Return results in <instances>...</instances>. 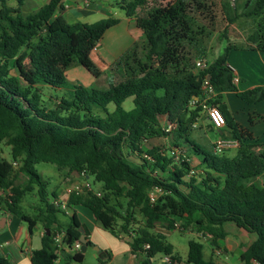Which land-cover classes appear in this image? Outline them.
Returning <instances> with one entry per match:
<instances>
[{
    "label": "trees",
    "instance_id": "16d2710c",
    "mask_svg": "<svg viewBox=\"0 0 264 264\" xmlns=\"http://www.w3.org/2000/svg\"><path fill=\"white\" fill-rule=\"evenodd\" d=\"M16 1V6H9L7 0H0V144L10 147V160L0 155V189L5 193L0 205L25 222L29 233L37 222L49 230L41 237V247L31 252V263L54 264L59 256L63 264L83 262V252L70 251L82 235L76 214H70L66 224L60 222L65 209L55 201L54 192L49 199L48 183L34 167L47 162L83 173L100 185L99 195L70 194L67 205H83L113 235L131 236L129 245L139 264L152 263L158 254L179 263L156 226L173 230L178 223L181 233L210 235L214 244L226 236L223 225L227 222L256 235L240 254L241 264H264V143H245L251 135L218 99L228 90L246 103H258L264 99V86L237 89L227 64L230 45L203 68H195V59L205 52L195 12L208 9L206 0H172L142 16L136 10L147 0L118 2L126 16L136 18L145 39L144 57L136 55L133 44L103 70L90 52L118 18L69 24L54 17L56 11L64 10L61 0H49L27 13L22 10L24 0ZM241 7L242 15L260 18L247 40L254 49L264 51V0H244ZM223 8L232 22L237 7L227 0ZM22 51L31 68L25 84L12 72ZM73 65L82 66L97 81L84 85L68 80L66 71ZM104 77L107 86L101 87ZM204 80L216 92L211 106L219 108L230 136L240 141L231 159L205 151L191 138L205 97ZM57 89L59 94L52 92ZM44 90L50 92L48 97ZM127 98L133 104L128 110L123 107ZM162 116L165 124H171L169 130L162 125ZM169 133L173 147L185 145L199 160V173L189 175L193 160L175 163L169 150L144 146L147 140ZM11 161H18L19 167L14 169ZM19 173L26 178L16 184ZM156 187L164 193L151 203L148 193ZM33 191L39 206L29 215L21 202ZM136 211L143 223L133 228ZM119 217L122 222L117 224ZM55 229L63 233V247L54 242ZM86 245L94 244L87 240ZM103 256L98 257L100 264L109 254ZM185 262L214 264L203 258L198 239L189 240ZM0 264L8 263L0 256Z\"/></svg>",
    "mask_w": 264,
    "mask_h": 264
},
{
    "label": "crops",
    "instance_id": "0c3cea01",
    "mask_svg": "<svg viewBox=\"0 0 264 264\" xmlns=\"http://www.w3.org/2000/svg\"><path fill=\"white\" fill-rule=\"evenodd\" d=\"M47 1L49 0H41V5ZM61 1L64 10L62 12L56 11L54 17H60L67 23L66 16L68 18H76L77 20L89 12H102L103 9L101 1L99 0H95L94 3L88 0L89 6L84 4L85 0ZM120 1L116 2V7L120 10L119 22L117 24L123 26V32L126 33L124 37L126 39L122 42V47L119 49L116 48L113 51L103 49L99 43L102 42L104 34L111 27L105 31L98 45L91 51L96 50L94 58H91L94 63L96 65L97 62L104 64L102 68L97 65L101 70L107 68L115 59L121 56L127 49L131 48L134 43L144 37L141 29L136 25L135 16H126L125 11L118 6L117 3ZM80 2L85 6L81 7L79 5ZM27 3L33 4V7L37 9L41 6H38L34 0H29ZM107 7H109V4H107ZM141 9L142 7L137 8V16H139ZM227 64L233 69V77L237 78V82H234V84L238 90L242 91L256 86H264V51L254 49L249 44L231 48L227 54ZM72 68V72H69V69L66 71V76L69 73L73 77L72 81L81 82V77L89 82L87 85H91L97 81L82 66L73 65ZM81 83L84 84L83 82ZM214 96H216V92H214ZM223 96H226V100H223ZM218 99L227 105L238 126L244 128L251 135L252 139H245V143H264V99L258 103L249 104L238 98L235 92L228 90L221 92ZM162 125L165 126L166 124L163 123ZM215 130L219 133L216 138L219 136L232 138L230 136V128L227 125L222 129ZM195 158H193L194 161ZM63 175H65L68 181L55 183V187L51 191V193L54 192L56 195L55 201L65 206L66 215H60V222L66 224L68 222V216L75 213L81 224L80 231L84 235L85 240H89L92 244L97 245L100 250H104L109 254L104 264H139L137 254L131 250L129 245L131 236L123 233L113 235L83 205H72L68 207L69 195L66 189L72 183L82 182V179L78 172L68 171L67 169L61 170V176L63 177ZM87 179L90 181L89 178ZM99 187L100 185L98 183L92 185L94 190H98ZM1 196L4 197L5 193L0 191V201ZM228 223L223 225L226 236L222 239H216L214 244L211 242L210 235L198 237L194 232L181 233L176 229L166 230L161 226H156L155 231H160L166 236L167 242L172 247V253L179 259L178 264H189L185 260L187 258L188 242L190 239L200 240L202 243V255L205 260L211 259L214 264H241L240 254L255 240L256 235L247 232L241 227H237L234 223ZM44 232L45 228L42 223L37 222L33 226L32 232L29 233L25 222L21 221L0 205V256L6 259L8 264H32L30 259L31 252L41 247V237ZM93 246L91 247L93 248ZM87 249L88 247L85 251ZM84 257L85 255H83V261ZM93 257L96 259V263L93 264H100L97 251L94 252ZM54 264H63L61 256L58 257Z\"/></svg>",
    "mask_w": 264,
    "mask_h": 264
},
{
    "label": "rangeland",
    "instance_id": "374dc122",
    "mask_svg": "<svg viewBox=\"0 0 264 264\" xmlns=\"http://www.w3.org/2000/svg\"><path fill=\"white\" fill-rule=\"evenodd\" d=\"M29 0H24V6L23 12H32L36 10L37 8L33 7V4L27 3ZM93 3L95 0H91ZM101 1V4L103 6L102 12L101 11H92L88 14L82 15V17L78 18H68L66 16V20L68 23H74L76 21H83V22H95L101 18L105 17H120V10L116 7V2L120 0H99ZM172 0H147L146 3L143 5L141 11L139 12L140 15H144L149 11V9L156 5H165L166 3L170 2ZM244 0H236L235 6L237 7L235 13L231 14V17L233 18L232 22H228L226 19L223 4L227 2V0H206L208 9L206 10H199L195 12V18L197 22V31L201 32L199 34L200 37V47H202L205 52L202 56H197L195 59V68L196 61L201 60L204 63L211 62L219 53L223 52V48L226 45L232 46V48L235 47H242L245 44H250L247 40L248 36L254 31L256 28V24L260 21V18L252 19L250 17L242 15V7ZM34 2L39 6L41 5V0H34ZM9 6H16L17 1L16 0H7L6 2ZM107 4H109V7H107ZM81 7L83 4L80 2ZM36 6V7H38ZM85 6V5H84ZM83 6V7H84ZM89 6V5H88ZM126 35L125 32H123V26L120 24H117L111 29H109L103 36L102 42H100V46L103 49H119L122 47V42L126 39L124 37ZM135 49H136V55L143 58L144 57V47H145V39L144 37L142 39H139L136 43ZM133 46V45H132ZM131 46V47H132ZM96 53V50L91 52L90 56L91 58H94V55ZM97 65L99 67H104V64L102 62H97ZM230 66V65H229ZM231 67V66H230ZM31 71L29 62L27 60L26 51H22L19 56L16 59L15 66L12 70L14 74H16L22 83L28 82V76ZM73 68H69V72H72ZM68 80L72 81L73 77L70 76L69 73H67ZM105 76V75H104ZM106 77V76H105ZM102 78L100 80V86L106 87L107 81L106 79ZM81 82H83L85 85H87L89 82L81 77ZM46 92V95L50 94V92L44 90ZM59 89L53 90L52 92L56 94H59ZM45 97V98H47ZM215 99L214 94H211L204 102H202V109L198 112V118L195 123V126H193V130L191 132V138L194 139L199 146H201L205 151L212 153L213 155L217 157H225V158H233L235 157L237 153V148H230L225 150L222 154H216L214 153L212 149V143L214 142L215 138L219 135V133L210 125V122L208 121L206 117V111L205 107L211 106V102ZM223 100H226V96H223ZM113 106V104H111ZM132 100L131 98H127L123 102V107L125 109H130L132 107ZM161 123H165V117L162 116ZM171 137L172 134L169 133L166 137H156L152 138L151 140H147L144 143V146L146 148H150L152 146H157L162 149L169 150L173 145L171 144ZM184 152L186 156L189 157L190 160H193V169L195 173H199L201 170V167L199 166V160L195 159L192 155L191 151L186 148L185 145H183ZM0 155L10 160V147L5 144V142H2L0 144ZM192 162V161H191ZM35 169L42 175V177L47 181V192L49 195V199L52 200L51 191L55 187V183L59 182H67L65 175L63 177L61 176V170L59 169L55 164L53 163H47V162H38L34 165ZM63 173V172H62ZM25 175L22 173H19L18 176L15 179L16 184H21L25 180ZM82 180L84 179L82 176L80 177ZM90 182L92 185H96V183H92V178L90 177ZM99 190V188H98ZM3 196H1L2 198ZM120 202L124 203V199H119ZM116 202V201H115ZM1 203V201H0ZM39 206L38 197L36 195V192H30L28 193L21 202L22 210L29 214L34 215L37 212V208ZM121 213H123V208L119 209ZM122 219L119 217L117 218V224L121 223ZM143 221L140 215H138V211L135 212L134 219L132 220V227L137 228L138 226L142 225ZM232 223V222H231ZM226 224H229L228 222ZM160 227V226H159ZM93 248L90 246L88 247L87 251L83 252L85 257L83 264H90V263H96V259L93 257L94 254ZM81 263V264H82ZM151 264H164L163 261V255L158 254L152 259Z\"/></svg>",
    "mask_w": 264,
    "mask_h": 264
},
{
    "label": "built area",
    "instance_id": "2783aa9c",
    "mask_svg": "<svg viewBox=\"0 0 264 264\" xmlns=\"http://www.w3.org/2000/svg\"><path fill=\"white\" fill-rule=\"evenodd\" d=\"M228 1H229L230 5H232V6L235 5L236 0H228ZM84 4L88 5L89 1L85 0ZM196 66L198 68H203L205 66V63L201 60H197ZM230 68L233 71L232 67H230ZM233 82H237V78L233 77ZM203 90H204V94H205L203 102L206 100V98H208L211 94H214V92H215L213 90V88L211 87V85L208 83V80L203 81ZM205 111H206V117H207L208 121L210 122L212 128L222 129L226 125L224 116L218 107L207 106V107H205ZM171 127H172L171 124H166L164 126L165 130H169ZM239 145H240V141L237 138H227V137L219 136L218 138H216L214 140V142L212 144V149H213L214 153L222 154L225 150L230 149V148H237V147H239ZM168 152H169V155L172 157V159L174 160L175 163H179L182 161H186V162L190 161L189 157L186 156L183 148L172 147L169 149ZM11 165L14 169H17L19 167V162L18 161H11ZM193 173H195V171H194V169H191L189 171V175L193 174ZM79 175L82 177L84 176L83 173H79ZM83 178L84 179L82 180V182L72 183L67 187L66 191H67L68 195H70V194L83 195V194H86L87 192H94L95 194L99 195L100 192L98 190H94L92 188L91 182L87 178H85V177H83ZM0 191L3 192L1 189H0ZM163 193L164 192L161 188L156 187L148 193V199L151 203H156L159 196L162 195ZM61 207L63 209H65L64 205H61ZM174 226H175L176 230H178V231L181 230V227L179 226L178 223H175ZM62 237H63V233L61 231H58L55 229L53 239H54L55 244L58 247H63ZM144 247L148 248V245L146 244ZM80 248H81V242L76 240L73 242L72 246L70 247V251L71 252H77V251H80ZM163 261H164V264H178V262L173 261L169 255L163 256ZM70 264H73V263H70Z\"/></svg>",
    "mask_w": 264,
    "mask_h": 264
},
{
    "label": "water",
    "instance_id": "95a60500",
    "mask_svg": "<svg viewBox=\"0 0 264 264\" xmlns=\"http://www.w3.org/2000/svg\"><path fill=\"white\" fill-rule=\"evenodd\" d=\"M45 230H46V233L48 234L49 233V230L48 229H45ZM80 242H81L80 251L81 252H85V250L87 248V245H86V240H85L84 235H81ZM93 249L98 252V257H102V258L105 257V256H103L104 253H105V251L104 250H100V248L97 245H94L93 246ZM149 264H151V261L150 260H149Z\"/></svg>",
    "mask_w": 264,
    "mask_h": 264
}]
</instances>
